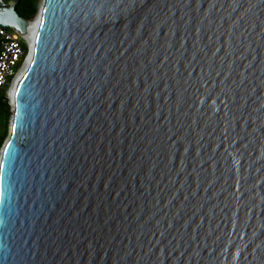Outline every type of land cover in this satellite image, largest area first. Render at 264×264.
<instances>
[{
  "label": "water",
  "instance_id": "95a60500",
  "mask_svg": "<svg viewBox=\"0 0 264 264\" xmlns=\"http://www.w3.org/2000/svg\"><path fill=\"white\" fill-rule=\"evenodd\" d=\"M20 1L0 264H264V0Z\"/></svg>",
  "mask_w": 264,
  "mask_h": 264
},
{
  "label": "built area",
  "instance_id": "2783aa9c",
  "mask_svg": "<svg viewBox=\"0 0 264 264\" xmlns=\"http://www.w3.org/2000/svg\"><path fill=\"white\" fill-rule=\"evenodd\" d=\"M27 58L28 48L23 37L0 26V91L13 85Z\"/></svg>",
  "mask_w": 264,
  "mask_h": 264
},
{
  "label": "trees",
  "instance_id": "16d2710c",
  "mask_svg": "<svg viewBox=\"0 0 264 264\" xmlns=\"http://www.w3.org/2000/svg\"><path fill=\"white\" fill-rule=\"evenodd\" d=\"M40 1L41 0H21L16 6L18 15L23 19L32 20L38 12ZM10 116V106L6 94L4 91H0V122L3 126V130L0 131V149L8 135L7 126Z\"/></svg>",
  "mask_w": 264,
  "mask_h": 264
},
{
  "label": "bare ground",
  "instance_id": "6f19581e",
  "mask_svg": "<svg viewBox=\"0 0 264 264\" xmlns=\"http://www.w3.org/2000/svg\"><path fill=\"white\" fill-rule=\"evenodd\" d=\"M27 40H29V42H30L29 44H30V46H31V45H32V41H33V33H32V34H31V32L28 33ZM26 66H27V61H26L25 65H24L23 69H22L21 72L17 75V77L15 78V80H14V82H13V85H12L10 91H9V97H10L11 99L13 98V93H14V91L16 90V87H17L19 81L21 80V78H22V76H23V73H24V71H25V69H26Z\"/></svg>",
  "mask_w": 264,
  "mask_h": 264
},
{
  "label": "rangeland",
  "instance_id": "374dc122",
  "mask_svg": "<svg viewBox=\"0 0 264 264\" xmlns=\"http://www.w3.org/2000/svg\"><path fill=\"white\" fill-rule=\"evenodd\" d=\"M34 19V18H33ZM32 19V20H33ZM32 20H30V21H32ZM11 85L10 86H8V88L7 89H5V90H3L4 92H5V94H6V98H7V101H8V104L10 103V98H9V91H10V89H11ZM10 112H11V108H10ZM11 115H12V113H11ZM10 118H11V116H10ZM10 118H9V121H10ZM9 121H8V126H7V128H8V131H9ZM3 130V126L1 125V122H0V131H2ZM5 142V141H4ZM4 144V143H3ZM3 144H2V146H3ZM2 146H1V148H2ZM1 150V149H0Z\"/></svg>",
  "mask_w": 264,
  "mask_h": 264
}]
</instances>
